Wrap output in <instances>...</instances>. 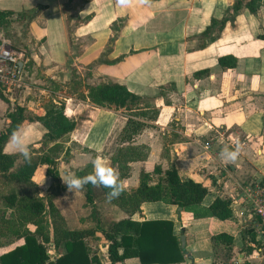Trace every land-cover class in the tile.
<instances>
[{
  "label": "crops",
  "instance_id": "1",
  "mask_svg": "<svg viewBox=\"0 0 264 264\" xmlns=\"http://www.w3.org/2000/svg\"><path fill=\"white\" fill-rule=\"evenodd\" d=\"M248 1L126 0L119 6L117 0H0L2 11L32 14L25 66V80L31 84L2 94L8 104L35 114L50 102L64 104L75 122L67 146L82 149V172H93L95 158L112 166L117 138L135 111L92 104L89 86L124 85L158 111L156 120H143L146 127L134 143L149 147V157L130 163L131 172L121 185L128 193L136 191L142 172L152 174L159 165L162 171L174 167L182 181L207 188L201 204L144 203L132 216L136 222L174 224L185 253L177 264H264L245 233L249 228L257 236L256 220L240 215L242 191L264 179V3L257 15L246 9L233 14L237 2ZM226 56L237 60L236 68L219 66ZM83 71L92 74L86 77ZM4 102L0 99V132L7 123ZM139 107L144 109V104ZM20 129L28 146L45 134L39 123L25 121ZM237 144L236 160L220 157L224 147L235 149ZM11 149L8 141L5 153H18ZM77 156L72 152L68 161L58 162L63 189L53 203L69 229L94 231L85 242L100 264H110L109 244L98 224L118 222L128 214L100 187L91 188V204L85 186L84 196L67 189L62 178L74 175ZM46 170L38 167L33 177L41 196L52 186ZM159 178L152 175V184ZM218 198L232 202L231 220L211 216L210 206ZM92 212L97 218L92 219ZM220 235L229 238L213 241ZM49 254L52 261L59 257L54 249ZM122 264L141 262L129 259Z\"/></svg>",
  "mask_w": 264,
  "mask_h": 264
},
{
  "label": "trees",
  "instance_id": "2",
  "mask_svg": "<svg viewBox=\"0 0 264 264\" xmlns=\"http://www.w3.org/2000/svg\"><path fill=\"white\" fill-rule=\"evenodd\" d=\"M263 3L264 0H250L246 4L237 2L233 7V14L238 15L246 9L251 14L257 15ZM26 17V14L0 10V36L7 40L13 31V19L25 20ZM233 18L234 16L231 22H234ZM31 21L32 16H29V23ZM260 39L264 41V34L260 35ZM17 44L22 43L18 40ZM12 47L22 52L19 46ZM23 53L29 56L28 53ZM218 63L222 69H234L238 62L235 58L226 56L220 58ZM87 97L98 107L135 110L117 138L118 146L112 157V164L117 167L115 168L122 184L131 172L130 163L143 162L149 157V147L134 145V143L136 137L146 127L143 120H156L158 111L149 102H145L131 93L126 86L118 83L109 82L89 86ZM0 99L7 101L2 92ZM140 104H144L146 110L140 108ZM6 121V127L0 132V178L23 190L21 192L14 190L0 196V232L3 224H10L13 228H17L16 232H12L13 238L7 236L9 238L7 242H2L0 239V249L13 245L17 240H22L23 244L1 254L0 264H100L99 259L92 256L85 242L86 238L94 235V231L69 229L53 203L63 189L58 162L66 160L68 148L65 151L63 148L70 142L71 134L75 129V122L67 116L64 104L50 102L41 114L32 113L27 108L16 105L7 114ZM25 121L39 123L44 128L45 134L38 144H53L51 148L38 155L32 153L30 161H25L20 154L5 153L11 133L20 129ZM124 143L126 145L122 146ZM20 160L22 163L18 164ZM40 166L47 167L46 175L52 181L50 192L46 196H41L40 188L33 180ZM85 175H87L85 172L76 174L78 177ZM152 175L160 176L154 184H152ZM85 187L88 190L87 203L91 204V188L94 186L87 184ZM100 188L106 196L108 189ZM207 194L208 190L202 184L193 180L182 181L174 167L162 171L161 166L158 165L152 174L142 172L140 185L136 191L128 193L122 189L121 194L112 199L126 211L128 218L98 228L109 244L110 264H122L129 259H139L141 264L181 263L185 253L174 234L172 222H136L132 220V216L140 211V206L144 203L167 200L174 206L186 207L201 204ZM8 212L11 213L9 219ZM233 212L232 202L227 199L218 198L210 206L211 216L221 221L231 220ZM28 224L35 229L30 230L27 227ZM245 233L251 242L257 246L260 244L257 236L249 228L245 230ZM223 238L229 237L220 235L214 237L213 241ZM51 249H54L59 256L53 261L49 254Z\"/></svg>",
  "mask_w": 264,
  "mask_h": 264
},
{
  "label": "built area",
  "instance_id": "3",
  "mask_svg": "<svg viewBox=\"0 0 264 264\" xmlns=\"http://www.w3.org/2000/svg\"><path fill=\"white\" fill-rule=\"evenodd\" d=\"M28 59L23 52L13 49L8 40L0 39V91L8 94L19 90L25 82ZM241 217H252L257 223L256 245L258 254L264 256V179L250 183L242 191Z\"/></svg>",
  "mask_w": 264,
  "mask_h": 264
},
{
  "label": "rangeland",
  "instance_id": "4",
  "mask_svg": "<svg viewBox=\"0 0 264 264\" xmlns=\"http://www.w3.org/2000/svg\"><path fill=\"white\" fill-rule=\"evenodd\" d=\"M22 14H26V18L25 20H20L18 18H14L13 20V31H11L10 33V37L7 39L9 44L11 46H19V48L22 50V52H26V53H29L28 52V44H30V38H29V35H28V26H29V16H31L32 14L31 13H22ZM6 40V39H5ZM18 40L21 41L22 44H17ZM86 77H88V75H91L92 73L89 71H83L82 72ZM25 83L26 84H31V80H29V78H26L25 80ZM1 93V92H0ZM18 94V92H17ZM16 94V95H17ZM4 102V100H3ZM144 103V102H143ZM8 104V101H5L4 102V106H6ZM141 105V104H140ZM13 109V106L10 104H8V108H7V111L4 113V117L7 116V114ZM133 114V113H132ZM131 114V115H132ZM31 134V133H29ZM34 135V134H33ZM35 136V135H34ZM37 137V136H36ZM34 137V138H36ZM43 137V136H42ZM42 139V138H41ZM41 139L34 143V144H31L29 145V148H30V151H31V154L32 153H35L36 155L40 154L41 152H44L46 151L47 149L51 148V146L53 145L52 143H47L46 145H40L38 144ZM71 139V138H70ZM68 144V143H67ZM66 145H64V148H63V151L66 150V148H68V155L65 156V161H68L70 159V156H71V153L73 152L74 154L78 155L76 158H75V164L73 165V170L72 172L74 173V176H76V174L78 172H82V159L80 157V155L82 154V149L80 148H77L76 146H74V144H71L70 147H68ZM10 148V147H9ZM10 150V149H9ZM13 151V149H11ZM14 154H19V153H14ZM63 156V155H62ZM67 157V158H66ZM22 161L20 160L18 164H21ZM112 168H114L117 172V167L114 166L112 164L111 166ZM116 167V168H115ZM66 170V169H65ZM16 190L17 192H21L23 189L17 185H14V184H9L7 183L5 180H3L2 178H0V196L3 195V194H8L10 193L11 191H14ZM97 190V191H96ZM77 193L79 194H83L84 196V193L86 192L85 190V187H83L82 189L80 190H75ZM95 192H101L99 188H96L95 189ZM102 193V192H101ZM82 197V196H81ZM80 201V200H78ZM0 208H1V199H0ZM95 213V212H94ZM92 212V219L95 217L97 218V216ZM10 212L7 213V218L9 219L10 218ZM100 222V221H99ZM74 224V223H73ZM108 222H103L102 221L98 224V228L100 227V225H107ZM3 229L1 230V235H0V239H2V242H7V240H9V238H7V236H10V238H13V234L12 232H16L17 231V228H13L12 225H7V224H3L2 225ZM27 227L30 229V230H34L35 227L28 224ZM23 244V241H19L17 240L13 245L11 246H7V247H4L2 249H0V255L7 252V251H10L11 249L15 248L16 246H19V245H22ZM51 256V255H50Z\"/></svg>",
  "mask_w": 264,
  "mask_h": 264
},
{
  "label": "clouds",
  "instance_id": "5",
  "mask_svg": "<svg viewBox=\"0 0 264 264\" xmlns=\"http://www.w3.org/2000/svg\"><path fill=\"white\" fill-rule=\"evenodd\" d=\"M126 0H117L119 6H123ZM11 147L18 152L25 161H30L31 151L26 143V136L22 129L13 131L9 138ZM240 151L239 144L235 149H229L224 147L219 155L226 161H234L237 159ZM93 172L83 177L74 175H66L62 178L63 182L67 186L70 192L74 190H80L85 185L91 184L94 187H103L108 189L106 196L109 200L117 198L122 191V185L118 178V173L114 168L108 165L106 161L101 158H95L92 160Z\"/></svg>",
  "mask_w": 264,
  "mask_h": 264
},
{
  "label": "water",
  "instance_id": "6",
  "mask_svg": "<svg viewBox=\"0 0 264 264\" xmlns=\"http://www.w3.org/2000/svg\"><path fill=\"white\" fill-rule=\"evenodd\" d=\"M181 241H182V247L184 248V246H185V240H184L183 237L181 238Z\"/></svg>",
  "mask_w": 264,
  "mask_h": 264
}]
</instances>
